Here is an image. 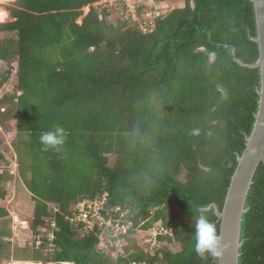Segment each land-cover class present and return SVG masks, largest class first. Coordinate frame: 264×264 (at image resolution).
<instances>
[{
  "label": "trees",
  "instance_id": "1",
  "mask_svg": "<svg viewBox=\"0 0 264 264\" xmlns=\"http://www.w3.org/2000/svg\"><path fill=\"white\" fill-rule=\"evenodd\" d=\"M97 1L14 0L0 22V61L18 62L16 93L1 97L2 112L15 120L19 172L35 202L30 229L34 239L42 235L31 258L218 264L197 255L194 218L205 212L220 231L215 209L204 208L217 203L222 210L256 121L260 69L233 55L235 48L250 64L259 57L254 3L184 0L144 32L138 21ZM11 70L0 72V90ZM57 125L70 133L67 143L43 150L40 134ZM8 161L0 149V165ZM3 166L0 200L13 176ZM105 195L103 214L131 223L120 234L125 254L117 257L112 246L102 253L98 227L87 231L70 219L77 202ZM246 207L239 263L264 264L263 162ZM9 215L0 205V220ZM48 218L56 221L52 238ZM155 224L173 231L159 234L150 248L138 230ZM9 234L0 232V262L10 255Z\"/></svg>",
  "mask_w": 264,
  "mask_h": 264
},
{
  "label": "rangeland",
  "instance_id": "2",
  "mask_svg": "<svg viewBox=\"0 0 264 264\" xmlns=\"http://www.w3.org/2000/svg\"><path fill=\"white\" fill-rule=\"evenodd\" d=\"M6 0H0V7L6 8L7 5H10L13 3L14 0H8V2H2ZM167 1V0H166ZM171 2H174L173 5L170 6V9H173V7L182 6L184 5V2L182 3H175V1L179 0H170ZM172 4V3H171ZM178 4V5H177ZM84 11H88V6L84 8ZM118 14H113L110 16V19L113 20V22L116 21L115 17ZM78 22H81V17L78 19ZM11 66V75L6 84L2 87L0 90V111L5 110V105L3 107V104L1 103V97L5 93L15 94L16 90L14 89V85L18 81V78L16 76V69L18 66L17 58L13 57L11 60V64H8L7 62L0 61V72L7 69L8 66ZM3 113V112H2ZM5 112L0 116V149H4L6 152V157L9 158L8 163H3L2 168L12 171L13 176L11 179H8V181H5L4 188L7 191V195L5 196V200H0V205H3L7 208L9 211V216L5 217L4 219L0 220V232L4 233L7 232L10 234L8 236H5L4 239L10 240V246L5 251L10 253L9 258L5 259L4 261H1L0 264H73L72 262H42V261H36L33 262V259L31 258L32 252L34 248H38L36 240L39 236H35L31 232L30 223L33 217V211H34V205L35 202L32 199L31 193L28 192L24 179L22 178L20 172H19V163L17 159V151L15 146V140H16V130H15V120L11 119L6 120ZM2 117V119H1ZM4 123H2V121ZM8 124V125H7ZM139 237L142 238V236H147L146 231L138 230ZM52 246V245H50ZM168 246L172 250H177L180 248V245L177 243H170ZM108 246H104L103 251L105 253L108 252ZM30 261V262H29Z\"/></svg>",
  "mask_w": 264,
  "mask_h": 264
},
{
  "label": "water",
  "instance_id": "3",
  "mask_svg": "<svg viewBox=\"0 0 264 264\" xmlns=\"http://www.w3.org/2000/svg\"><path fill=\"white\" fill-rule=\"evenodd\" d=\"M255 7L257 36L252 39L259 44V57L253 64L244 63L233 55L240 65L259 68L261 73V86L259 89V109L251 135L247 136L245 150L237 157V167L232 176L231 183L222 210L217 203L204 208L215 212L220 220V234L223 238V255L218 264H240V249L243 246L242 222L247 212L246 201L254 182L259 165L264 163V0H251ZM105 254V252H102Z\"/></svg>",
  "mask_w": 264,
  "mask_h": 264
},
{
  "label": "built area",
  "instance_id": "4",
  "mask_svg": "<svg viewBox=\"0 0 264 264\" xmlns=\"http://www.w3.org/2000/svg\"><path fill=\"white\" fill-rule=\"evenodd\" d=\"M2 2H8V0ZM95 4L112 7L116 9V12L122 15L123 18L138 21L144 32L153 31L155 28V19L162 15L166 8L169 7V3L163 0H99ZM7 15V10L4 7H0V22L5 21ZM105 201L106 195L101 198H85L77 202L75 212L70 219L74 225L82 226L87 231L98 227L100 231V246H115L116 248L112 251V255L117 257V255L121 253L125 254L124 249L121 248L124 243L121 242L120 234L127 233L131 223L123 224L121 217L114 218L105 216L102 212ZM112 210L118 211L120 208L116 207ZM121 215L123 216L124 213ZM47 221L50 224L48 234L50 238H52L54 234L53 230L56 227V221L55 218H48ZM145 231L147 235L145 236V242H148L150 245L149 247L153 248L158 244L159 234H169L172 233L173 230L172 228L155 224ZM112 239H115L114 242ZM36 243L37 246L42 243L41 235L36 239Z\"/></svg>",
  "mask_w": 264,
  "mask_h": 264
},
{
  "label": "clouds",
  "instance_id": "5",
  "mask_svg": "<svg viewBox=\"0 0 264 264\" xmlns=\"http://www.w3.org/2000/svg\"><path fill=\"white\" fill-rule=\"evenodd\" d=\"M163 1L169 3V7L166 8V10H169L170 6L174 4V2H171L169 0ZM177 2L179 4L184 2V0L175 1V3ZM69 135L70 133L66 128L61 125H57L52 130L42 132L40 134L39 141L41 146L43 147V150L45 151L49 149L59 150L67 143ZM194 229L195 251L197 255L202 259H208L209 257H211L214 262L218 261L223 255V238L220 234L217 224L213 220H211L205 212H199L194 218Z\"/></svg>",
  "mask_w": 264,
  "mask_h": 264
},
{
  "label": "crops",
  "instance_id": "6",
  "mask_svg": "<svg viewBox=\"0 0 264 264\" xmlns=\"http://www.w3.org/2000/svg\"><path fill=\"white\" fill-rule=\"evenodd\" d=\"M68 263V262H67Z\"/></svg>",
  "mask_w": 264,
  "mask_h": 264
}]
</instances>
